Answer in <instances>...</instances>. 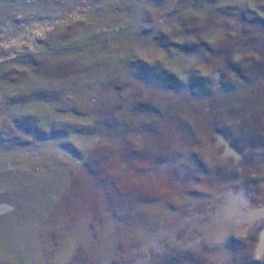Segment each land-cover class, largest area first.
Segmentation results:
<instances>
[{
  "label": "rangeland",
  "instance_id": "1",
  "mask_svg": "<svg viewBox=\"0 0 264 264\" xmlns=\"http://www.w3.org/2000/svg\"><path fill=\"white\" fill-rule=\"evenodd\" d=\"M264 261V0H0V264Z\"/></svg>",
  "mask_w": 264,
  "mask_h": 264
},
{
  "label": "trees",
  "instance_id": "2",
  "mask_svg": "<svg viewBox=\"0 0 264 264\" xmlns=\"http://www.w3.org/2000/svg\"><path fill=\"white\" fill-rule=\"evenodd\" d=\"M255 264H264V261H254Z\"/></svg>",
  "mask_w": 264,
  "mask_h": 264
}]
</instances>
